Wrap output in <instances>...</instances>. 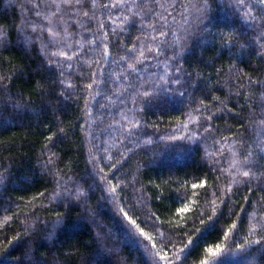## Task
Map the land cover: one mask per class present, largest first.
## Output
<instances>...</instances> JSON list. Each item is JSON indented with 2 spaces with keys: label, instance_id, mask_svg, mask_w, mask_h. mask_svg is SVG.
I'll list each match as a JSON object with an SVG mask.
<instances>
[{
  "label": "trees",
  "instance_id": "1",
  "mask_svg": "<svg viewBox=\"0 0 264 264\" xmlns=\"http://www.w3.org/2000/svg\"><path fill=\"white\" fill-rule=\"evenodd\" d=\"M0 264H264V3L0 0Z\"/></svg>",
  "mask_w": 264,
  "mask_h": 264
},
{
  "label": "snow or ice",
  "instance_id": "2",
  "mask_svg": "<svg viewBox=\"0 0 264 264\" xmlns=\"http://www.w3.org/2000/svg\"><path fill=\"white\" fill-rule=\"evenodd\" d=\"M66 2H69V3H70L71 0H66ZM76 2H77V3H80L81 0H76ZM261 2L264 3V0H261ZM253 19H255V18H253ZM244 174L247 175V172H245ZM218 251H219V250H218ZM211 254H212L213 256H216V255H217V252H212Z\"/></svg>",
  "mask_w": 264,
  "mask_h": 264
}]
</instances>
